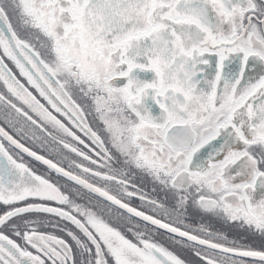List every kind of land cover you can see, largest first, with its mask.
Wrapping results in <instances>:
<instances>
[{"label":"snow or ice","instance_id":"6c2138e0","mask_svg":"<svg viewBox=\"0 0 264 264\" xmlns=\"http://www.w3.org/2000/svg\"><path fill=\"white\" fill-rule=\"evenodd\" d=\"M0 264H264V0H0Z\"/></svg>","mask_w":264,"mask_h":264},{"label":"flooded vegetation","instance_id":"af4514ba","mask_svg":"<svg viewBox=\"0 0 264 264\" xmlns=\"http://www.w3.org/2000/svg\"><path fill=\"white\" fill-rule=\"evenodd\" d=\"M139 73H142V72H139ZM152 75H153V77H154V74L152 73L151 74V76H150V82H151V80L153 79L152 78ZM147 79H149V76H148V78ZM142 80L143 82H149L148 80ZM126 80L125 79H119V80H117V81H114V86H116V87H122V86H124L125 84H126ZM158 108V107H157ZM159 109V108H158ZM147 187H149V185H147ZM196 216H193V218H195ZM217 228H224V229H226L227 228V226H225V225H221V226H219V227H217ZM182 255H185V256H187V253L186 252H184V253H181Z\"/></svg>","mask_w":264,"mask_h":264},{"label":"rangeland","instance_id":"374dc122","mask_svg":"<svg viewBox=\"0 0 264 264\" xmlns=\"http://www.w3.org/2000/svg\"><path fill=\"white\" fill-rule=\"evenodd\" d=\"M141 183H143L144 185H145V187H147V183L146 182H144L143 180L141 181ZM200 218L198 217V216H196L195 218H193V220L194 221H198ZM222 224H217V225H215L216 227H219V226H221ZM223 226V225H222ZM254 244H259V241H256V240H254V241H252Z\"/></svg>","mask_w":264,"mask_h":264}]
</instances>
